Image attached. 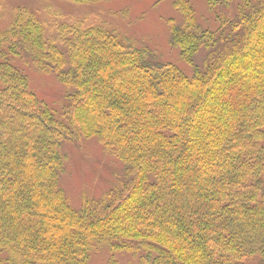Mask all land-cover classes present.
Masks as SVG:
<instances>
[{
    "label": "trees",
    "instance_id": "1",
    "mask_svg": "<svg viewBox=\"0 0 264 264\" xmlns=\"http://www.w3.org/2000/svg\"><path fill=\"white\" fill-rule=\"evenodd\" d=\"M206 2L216 31L173 1L170 44L188 64L205 50L191 77L83 18L53 26L18 7L0 28L2 57L71 89L57 116L0 62V264H89L102 247L141 264H264V0ZM90 138L124 177L76 209L60 148Z\"/></svg>",
    "mask_w": 264,
    "mask_h": 264
},
{
    "label": "rangeland",
    "instance_id": "2",
    "mask_svg": "<svg viewBox=\"0 0 264 264\" xmlns=\"http://www.w3.org/2000/svg\"><path fill=\"white\" fill-rule=\"evenodd\" d=\"M174 0H100L78 4L69 0H1L0 28L7 29L13 21L18 7H26L48 24L70 23L75 18H83L88 23H100L115 30L137 49H148L154 63H172L186 76L191 77L195 68H202L205 50L201 48L193 63L188 64L180 57L177 46L169 42L171 24L178 25L182 15L173 5ZM198 24L210 31L219 29L217 13L219 8H211L206 0H189ZM237 1V0H233ZM1 52V49H0ZM6 60L28 77V86L37 98L60 116L68 103L66 94L71 91L56 80L54 74L41 73L25 59L7 55ZM66 155L65 170L60 175L59 184L64 190L68 203L78 209L83 198H98L104 191L124 177L123 163L95 139H80L64 142L60 148ZM139 253L110 252L102 247L92 253L89 264H141Z\"/></svg>",
    "mask_w": 264,
    "mask_h": 264
}]
</instances>
